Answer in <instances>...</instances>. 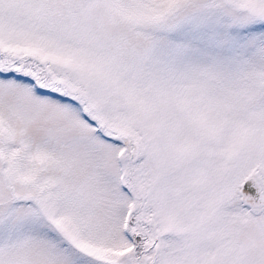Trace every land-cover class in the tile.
<instances>
[{"label":"snow or ice","instance_id":"1","mask_svg":"<svg viewBox=\"0 0 264 264\" xmlns=\"http://www.w3.org/2000/svg\"><path fill=\"white\" fill-rule=\"evenodd\" d=\"M0 264H264V0H0Z\"/></svg>","mask_w":264,"mask_h":264}]
</instances>
